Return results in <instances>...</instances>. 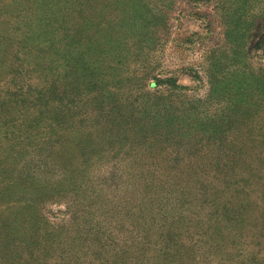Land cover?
I'll return each mask as SVG.
<instances>
[{"label": "rangeland", "instance_id": "rangeland-1", "mask_svg": "<svg viewBox=\"0 0 264 264\" xmlns=\"http://www.w3.org/2000/svg\"><path fill=\"white\" fill-rule=\"evenodd\" d=\"M262 10L0 0V264H220L264 244L244 153L264 154Z\"/></svg>", "mask_w": 264, "mask_h": 264}, {"label": "trees", "instance_id": "trees-1", "mask_svg": "<svg viewBox=\"0 0 264 264\" xmlns=\"http://www.w3.org/2000/svg\"><path fill=\"white\" fill-rule=\"evenodd\" d=\"M248 3L251 4L252 0H248ZM256 16L253 18L256 23L257 30L262 29L264 24V10L260 11V13ZM243 51L245 55L246 52L245 50ZM252 150H246L244 152L246 156L245 161L250 163L252 166L254 178H257V181L264 186V154H259L257 149ZM254 244L257 245V250H252L253 247H250L252 248L251 250L249 248H241L237 250L236 253L228 255L226 260L220 261V264H264V244L259 241Z\"/></svg>", "mask_w": 264, "mask_h": 264}]
</instances>
